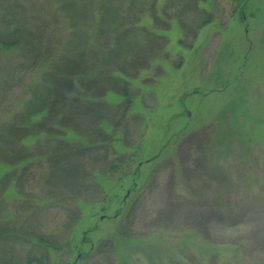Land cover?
<instances>
[{
  "label": "rangeland",
  "instance_id": "rangeland-1",
  "mask_svg": "<svg viewBox=\"0 0 264 264\" xmlns=\"http://www.w3.org/2000/svg\"><path fill=\"white\" fill-rule=\"evenodd\" d=\"M127 1L0 0V264H264V0H143L120 21ZM103 6L119 19L99 22ZM39 26L55 50L32 68L3 44ZM127 29L142 43L128 55ZM81 54H112L97 76L126 74L73 120L110 138L69 157L83 168L68 186L67 162L37 156L45 135L22 141L36 155L22 162L9 129Z\"/></svg>",
  "mask_w": 264,
  "mask_h": 264
},
{
  "label": "trees",
  "instance_id": "trees-1",
  "mask_svg": "<svg viewBox=\"0 0 264 264\" xmlns=\"http://www.w3.org/2000/svg\"><path fill=\"white\" fill-rule=\"evenodd\" d=\"M144 6L143 0H128L124 13L125 17H121L120 21H122V19H126L127 21L129 18L132 19L133 16H135L134 14L136 10L140 13L142 11V7ZM110 9V7L104 8V6L99 9V18H101L98 20L99 22L109 24V22H111L110 19H119V16H112L113 14L109 12ZM140 15H143V13ZM205 21H208V18ZM139 22V20H135V23ZM19 29L20 28L16 30L15 35H18V33L21 32ZM47 30L48 28L42 29L39 26L33 30L34 32L31 31L30 37L33 39H28V37L25 38L27 42L25 43L24 48L21 47V44H18L17 42L15 43L13 41H9V43L3 45H5L6 48H14L15 51H20V53L27 49L28 52H24V54H27L26 56L29 57V61L32 62V68H40L43 63L48 64V61L53 59L51 58V54L53 53V50H55H51L50 45L44 44L45 39L49 37V30ZM101 33L104 34L106 32L102 29ZM129 33L128 37L126 36V38H119L121 41L124 40L126 42L125 45L128 44L129 40L131 41L130 45L128 44L129 48L127 50V55L131 52V48H134L132 46V41L141 39L139 36L141 35L140 32L129 31ZM140 42L141 41H136L137 44L142 45ZM124 47L120 44L119 48L117 49L122 50ZM111 55L106 54L104 57H100L99 55L98 57L94 56V62H92L91 60H88L86 55L81 54L80 59L68 61L69 69L65 73L66 76L60 78L57 75L52 76L48 82L45 81L42 84H36L34 90L35 92L33 94L34 96H32V98L27 101V107L24 108L26 111L24 116L16 115L17 117L14 120H11L12 124L16 126L13 125L14 127L9 129V134L15 136V138L18 139L17 145L20 146H18V151L14 152L16 154L19 153V157L16 156L18 161L24 162L30 161L32 159L34 160L36 158V155H32V153H23L22 149L25 145H27L22 142L24 139L27 140L30 138V136L34 138L39 137L40 135H45L44 141L46 145L42 147L41 152H39L37 156L39 155L41 158L46 157L48 160L50 159L53 161V163L54 161L58 162L59 164L63 162V164L66 165L67 162L68 166L65 170L64 176L62 177L68 186L78 180L80 174L74 169L77 168L79 170L80 168L81 170L83 166L81 164H77L78 162H76L77 165L74 164V162L68 163L69 157L74 155H85L87 152L97 150L98 148L109 144L110 137H108V135L105 134L106 132L102 130V128L104 129L105 127L104 121L98 124L99 128L95 130L96 132H92L90 129L88 130L89 132H86L81 129L80 125H75L73 120H76V118L79 117L78 115L84 113L85 111L90 112L100 109V107H104L105 103L103 100L107 99V92L112 91L115 94H117V92L119 93L120 87L118 86L122 84V77L116 73L117 71L125 73L122 70L123 68H119L116 71L114 70L113 73L110 72V74H107L106 77L102 75L101 77L97 76V72L100 73L102 65H105V63L109 64V62H111ZM91 84L94 85L92 87H96L97 85L93 92H90L88 88H86ZM102 85L104 87L106 86L104 89L105 92H101L102 90H100V86ZM66 91H68L69 96L66 94ZM91 93H94V95H91ZM122 99L126 100L127 98L124 97ZM47 122H51L53 124L46 125ZM19 124L23 126L21 128L17 127ZM34 126H37V128ZM8 151L10 150L3 148L4 156H8L6 153ZM11 153L12 150L9 154L11 155ZM8 158H10V156H8ZM77 203L80 206L84 205V201L81 197L77 199ZM79 219L80 218L75 221V224L79 222ZM29 261L34 263L38 260L33 258Z\"/></svg>",
  "mask_w": 264,
  "mask_h": 264
}]
</instances>
